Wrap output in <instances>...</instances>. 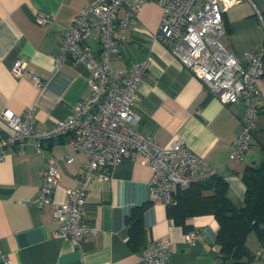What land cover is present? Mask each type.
Returning a JSON list of instances; mask_svg holds the SVG:
<instances>
[{"label":"crops","instance_id":"obj_1","mask_svg":"<svg viewBox=\"0 0 264 264\" xmlns=\"http://www.w3.org/2000/svg\"><path fill=\"white\" fill-rule=\"evenodd\" d=\"M85 1L0 0V131L7 130L1 120L5 109L15 114L32 109L35 125L50 128L90 96V74L84 64L70 60L55 64L63 31ZM123 12L120 7L117 17ZM38 14H47L49 21L36 23ZM160 16L157 4L142 3L124 40L117 43L119 56L109 59L115 78L135 62H148L138 82V119L131 126L159 144L182 140L210 165V173L201 178L223 177L228 198L240 207L244 168L264 158V75L257 81L259 113L248 149L240 159L231 160L230 145L241 128L243 105L226 104L207 93L203 83L156 38ZM223 20L225 44L237 58L264 49V0H233ZM85 44L100 48L98 28L89 31ZM17 59L42 79V85L36 86L27 73L15 76L11 72ZM68 152L69 134L43 141L40 150L31 138L7 148L0 160V264H140L142 250L158 239L170 242L168 264H221L215 217L194 215L183 225L174 223L166 205L151 196L152 172L139 153L120 160L106 179L90 175L83 216L93 230L83 235L81 243L74 246L57 237L59 221L52 216V205L40 207L33 200L50 157L57 159L59 174L52 202L65 201L67 190L79 187L86 156L73 152V160L67 162ZM138 207L142 235L139 246L133 248L128 241V217ZM188 232H194L191 241L185 237ZM245 244L252 255L248 264H264V254L256 253L260 243L254 232L247 234Z\"/></svg>","mask_w":264,"mask_h":264},{"label":"built area","instance_id":"obj_2","mask_svg":"<svg viewBox=\"0 0 264 264\" xmlns=\"http://www.w3.org/2000/svg\"><path fill=\"white\" fill-rule=\"evenodd\" d=\"M153 2L161 9L156 38L191 74L204 85L208 94L223 103L240 102L243 105L241 128L230 145L229 158L240 159L248 149L259 113L257 81L264 75V49L259 48L237 58L226 46V26L223 13L233 0H86L83 8L63 31L55 64L64 60L82 63L90 74V96L78 103L77 110L56 122L50 128H39L33 120V110L15 114L2 111L1 120L7 125L0 131V160L10 146H21L31 138L40 150L42 142L61 134H69L70 152L64 155L73 160V152H81L84 165L78 175L79 187L68 189L66 200L54 204L51 196L59 179L57 159L50 157L42 172L37 206L52 205V216L59 221L56 236L74 246L93 228L84 219L87 181L92 173L99 180L106 179L110 170L123 158L139 153L151 169V196L166 206L174 201L178 190L187 188L194 180L207 175L210 165L191 150L182 140L174 139L159 144L149 134H142L131 126L138 119L135 107L138 100V82L145 73L147 60L132 64L118 78L113 76L110 56H119L117 43L144 2ZM237 1V0H235ZM123 7V15L117 12ZM50 17L38 14L36 23L45 24ZM98 28L100 48L85 44L89 31ZM15 76L27 73L36 86L42 79L26 70V63L17 59L11 67ZM194 232H188L191 241ZM168 239H158L146 246L140 264H168ZM264 254L262 246L256 252Z\"/></svg>","mask_w":264,"mask_h":264},{"label":"trees","instance_id":"obj_3","mask_svg":"<svg viewBox=\"0 0 264 264\" xmlns=\"http://www.w3.org/2000/svg\"><path fill=\"white\" fill-rule=\"evenodd\" d=\"M264 69V54L262 57ZM245 186L243 203L235 206L227 196L225 179L216 174L194 180L178 190L174 201L166 206L167 216L183 225L186 218L212 214L217 221L216 244L221 264H248L252 255L246 248L249 232H254L264 248V158L257 165H247L242 173ZM140 207L128 217L129 238L133 248L139 246L142 235Z\"/></svg>","mask_w":264,"mask_h":264}]
</instances>
